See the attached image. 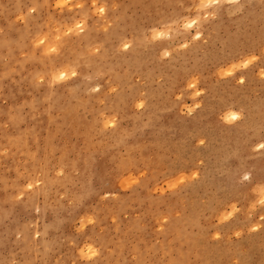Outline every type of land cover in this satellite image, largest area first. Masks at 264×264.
<instances>
[{"label":"rangeland","instance_id":"374dc122","mask_svg":"<svg viewBox=\"0 0 264 264\" xmlns=\"http://www.w3.org/2000/svg\"><path fill=\"white\" fill-rule=\"evenodd\" d=\"M177 263L264 264V0H0V264Z\"/></svg>","mask_w":264,"mask_h":264},{"label":"bare ground","instance_id":"6f19581e","mask_svg":"<svg viewBox=\"0 0 264 264\" xmlns=\"http://www.w3.org/2000/svg\"><path fill=\"white\" fill-rule=\"evenodd\" d=\"M192 241H193V240H192ZM196 243H197V242H194V244H196ZM166 245H167V244H166ZM168 246H169L168 249L172 247V246H170L169 244H168ZM196 247H197V246H196ZM198 247H199V246H198ZM160 248H161V247H160ZM165 250H166V249H165ZM178 250H179V249H178ZM169 251H171V250L169 249ZM180 252H181V250H180ZM200 254H201V253H200ZM206 254H207V253H206ZM208 255H209V254H208ZM202 256H203V255H202ZM206 257L209 258L210 256H209V257L206 256ZM182 259H183V258H182ZM182 259H181V260H182ZM181 260H180V261H181ZM176 261H177V260H176ZM180 261H178V262H180ZM177 264H178V263H177ZM183 264H184V263H183Z\"/></svg>","mask_w":264,"mask_h":264}]
</instances>
